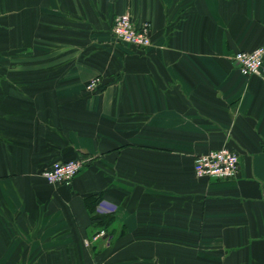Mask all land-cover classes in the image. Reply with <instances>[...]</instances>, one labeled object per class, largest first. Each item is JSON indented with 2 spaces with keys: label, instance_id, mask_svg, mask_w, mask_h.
<instances>
[{
  "label": "crops",
  "instance_id": "1",
  "mask_svg": "<svg viewBox=\"0 0 264 264\" xmlns=\"http://www.w3.org/2000/svg\"><path fill=\"white\" fill-rule=\"evenodd\" d=\"M122 11L151 23L125 56L108 31ZM57 31L95 44H61L74 56L53 88L51 66L21 71L58 56ZM260 46L264 0H0V264H264V75L234 59ZM100 73L104 88L81 87ZM219 148L239 154L237 174L197 176ZM79 155L70 184L36 178ZM95 193L119 205L110 248L84 244Z\"/></svg>",
  "mask_w": 264,
  "mask_h": 264
},
{
  "label": "built area",
  "instance_id": "2",
  "mask_svg": "<svg viewBox=\"0 0 264 264\" xmlns=\"http://www.w3.org/2000/svg\"><path fill=\"white\" fill-rule=\"evenodd\" d=\"M112 30L117 39L140 48H145L152 42L151 23L145 21L136 25L128 12L116 16ZM234 59L243 74L264 75V46L253 50H240L235 53ZM94 83L90 86H93ZM81 166L82 164L78 160L66 161L54 166L53 169L45 170L44 175L52 182L59 181L69 184L78 174ZM194 169L199 177L232 178L239 169V154L229 148L210 150L195 158ZM105 233V230L102 229L93 238L98 239L105 236ZM89 242L88 240L86 243L89 245Z\"/></svg>",
  "mask_w": 264,
  "mask_h": 264
},
{
  "label": "rangeland",
  "instance_id": "3",
  "mask_svg": "<svg viewBox=\"0 0 264 264\" xmlns=\"http://www.w3.org/2000/svg\"><path fill=\"white\" fill-rule=\"evenodd\" d=\"M121 13H126V12L125 11H122V12H120L118 14H121ZM118 14L115 15L114 20H113V23H112L110 29H108L109 33L111 32V35H114V34H112L113 30L111 31V29H113V24H114L115 18H116V16ZM54 20H61V18H56ZM108 35H110V34H108ZM61 36L63 37L62 39H61ZM51 37H52V43H53V48H54L53 49V52H55L54 57H55V55L57 56V54H58V56L56 58H54V60H40L39 56H37V58L34 59L35 64L34 65H28V64L24 65L22 67L23 69H22L21 73L22 72H24V73H30V72L31 73L32 72L44 73L46 71L45 68L46 67L48 68V67L51 66V68H52V74L54 75V77H53V83H54L53 88H60L61 86H64V82L63 81H60L58 79H56L57 80L56 81L55 80V77L57 76L59 78L58 75L63 74V72L65 73V71H67V66H66L67 61H68L67 59H70L71 56H74V55H71L72 50H71V52L68 53V56L67 57H64V56L62 57L61 55L59 56V54L61 52L66 51L67 48L69 47V46H66V48H64V45H61V44L64 43V42H66L65 43L66 45L67 44L68 45H70V44H76V41H77V44H78L81 40H78L77 37H80V39H82V40L84 39L85 43H89L90 44L93 39H92V35L90 33H88V32H86L85 34H82V33H80V34L78 33L77 34L75 31L73 33H69V35H66V34H61L60 35V33H58V31H57V32L52 33ZM114 38H115V40H114L115 41V45L114 46H116L115 53L116 52H118V53L119 52H123V55L125 56V53L128 54V46H131V47H133L136 50H140V47H137V46H134V45L129 44L128 42H124L122 40H119V39L116 38L115 35H114ZM93 42H92V47H94V44H95ZM113 49H114L113 46H111L110 49H107L106 48L105 50H102V49H96V50H98L99 52L102 50V54H103V53H105L106 50H110V51L113 52ZM89 51H91V48L88 49V50H86V53L89 52ZM76 53H74V54H76ZM118 53H116V54H118ZM118 56L123 57L121 55H117V57ZM27 61L28 60H24V62H27ZM4 72H10V71L9 70H5ZM27 81L29 82V85L31 83H35V82H32V81H29L28 79H27ZM109 81H111V80L110 79H106L105 80L104 79V75L100 73V74L93 75L89 80H87L83 84V86L81 84H79V85H81L82 88L84 87L86 90L92 92V91H95L97 89L104 88L103 85L105 84V82H109ZM93 82H95L94 85L93 86H90ZM25 83H27V82H25ZM40 83L43 84L44 82H40ZM30 87H31V85H30ZM57 130H61V128L60 129H57ZM49 133H50V131H49ZM54 136H57V134H54ZM4 146H5V148H8V144H7L6 141L4 143ZM71 160H78V161L81 162L82 166H81V169L78 172V174H80V172H82L84 170V168H86L87 165L90 162L89 157H84V156H80V155L79 156L65 158V159H60V160L49 161V162H46L45 164H43L40 167V169H38V171H37L38 176L36 178L41 182V184L45 185L48 188L49 187H52V186L53 187H59L60 185H67V184L61 183L59 181H56V182L50 181L49 179H47L45 177L44 171L47 170V169H53L54 166H56L58 164H61L63 162H66V161H71ZM106 166H108V165H106ZM73 179H72V181H73ZM120 179L124 182L123 185L128 189V176L127 177H120ZM118 210H119V205L117 204V202H115L113 200H110L109 198H102L99 201V203L97 204V206H96V212H98L100 214H111L114 217H116V213H118ZM102 229L105 230V232H106L105 233L106 234L105 236L106 237L101 236L98 240L103 239V241H100V242H102L101 244L103 245V247L110 248L114 244L115 236H114V233L111 230L108 231L106 227L96 228L93 232L91 230L92 234H90V236L88 237V239L90 241L89 242L90 244L88 245L86 242L84 244L86 246H92L93 242L94 241L96 242V240H97V239H94L93 238L94 235L96 233H98Z\"/></svg>",
  "mask_w": 264,
  "mask_h": 264
},
{
  "label": "trees",
  "instance_id": "4",
  "mask_svg": "<svg viewBox=\"0 0 264 264\" xmlns=\"http://www.w3.org/2000/svg\"><path fill=\"white\" fill-rule=\"evenodd\" d=\"M101 199L102 197L99 193H95L87 197V201H95V208L93 207L90 209L92 221L99 227L107 228L108 225L115 219V217L111 214H100L96 212V206Z\"/></svg>",
  "mask_w": 264,
  "mask_h": 264
}]
</instances>
